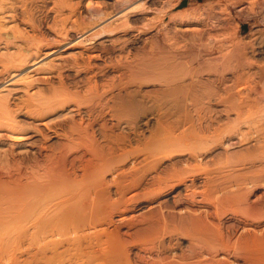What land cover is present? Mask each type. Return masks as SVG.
I'll return each instance as SVG.
<instances>
[{
	"label": "bare ground",
	"instance_id": "6f19581e",
	"mask_svg": "<svg viewBox=\"0 0 264 264\" xmlns=\"http://www.w3.org/2000/svg\"><path fill=\"white\" fill-rule=\"evenodd\" d=\"M129 2L131 0H0V71L5 75L3 78L22 75L26 80H23L24 83L27 82V85L24 84L27 92L23 90L26 98L21 95L23 100L19 98L21 100L15 103V109L10 108L8 91L5 94L8 99L0 94V133L7 135L12 143L25 142L30 132L41 133L38 128L25 127L23 122L26 121L20 120L19 115L40 121L46 130L54 133L56 129H64L62 155L59 153L64 168L73 166L77 161L83 162L79 178L62 166L64 171L59 175H51L55 169L53 167L51 173L45 174L51 166L47 162L41 163L43 167L37 166L38 157L43 150L46 151L45 145L29 146L30 151H35L34 155L31 152L24 155L14 153L11 147L1 155L0 161L3 162L0 163L13 164L15 169L8 167L7 172L0 169V264H133L124 241L131 235L122 232L120 226L125 221L130 222L129 226L126 222L128 228L138 223L157 225L159 228L152 242L159 250L173 253L172 256L175 255V247L189 238L190 254L183 252L176 257L184 260L193 258V264L221 263L217 259L219 256L222 259L238 256L244 263L259 264L261 250L257 234L252 232L250 238L239 235L233 239L229 232L224 234L219 224L220 215L229 211L233 220L240 222L244 230L248 226L257 228L259 215L264 212V192L260 195L256 193L261 182L264 183V95L257 92L256 79L245 75L247 73H244V64L241 63V68H234L230 78L221 68L218 72L215 70L212 76L201 77L202 72L198 70L202 64L221 67L227 59L232 58V50L225 52L220 46L221 50L218 51V45L215 53L207 51L204 54L201 50L203 54L199 55L202 52L196 51L199 54L194 53L193 59L192 53L189 54L193 62L190 67L193 75L191 72L187 75L190 69L186 60L183 62L185 54L173 50L172 45L168 50L160 48L167 47L165 45L158 46L160 49L156 50L166 51L161 55L153 50L154 46L149 48L146 44L144 46L149 49L145 50L144 41L141 54H138L139 51L134 53L130 43L137 38L129 42L128 36L125 38L120 32L126 34L135 28L136 19L132 14L136 10L130 13L127 10L129 6L115 12L118 11L117 3L127 6ZM92 4H98L100 8L90 12ZM189 9L191 11L192 8ZM200 10L199 5L194 6L193 18L191 13L185 12L194 23L193 27L183 26V30L200 38L205 32L209 37L211 31L207 29L212 30L210 24H206L209 16L203 18ZM180 11L176 12L178 17L181 16L179 13L184 14ZM186 16L185 20L188 18ZM210 19L214 18L210 15ZM149 20L142 22L146 25L151 22ZM155 20L158 23V19ZM181 20L184 22V19ZM141 24L137 25L139 28L136 26L138 35L145 34ZM147 26L150 29V25ZM168 26L164 29L169 30ZM179 27L176 23L173 25L175 37H178ZM156 31L157 35H154L159 38L161 31ZM167 34L163 37L167 38ZM219 37V41H211L215 44L224 39ZM154 39L148 42H154ZM182 40L186 42L188 39ZM163 41L167 42L165 39ZM176 42L179 43V39ZM185 42L181 43L186 48ZM235 42L231 43L235 45ZM200 43L198 48L201 47ZM211 43L209 41V46ZM176 45L174 48L178 47ZM258 49L261 51L262 48ZM59 55L65 56L54 60L53 57ZM238 55V62H241V58H247L244 50ZM49 57L51 59L43 62L42 70L47 77L57 80L59 88L44 86L51 91L55 89L47 97L42 94L46 89L43 86L40 85L43 90L33 88L31 74L33 76L37 70L35 62ZM203 73L206 72L203 70ZM7 80H0V87ZM250 94H255L260 100V109L257 100L254 101L259 110L250 108ZM230 115H234L232 120H229ZM106 118L113 120L115 128L121 126L125 136L122 135L120 142L111 144L109 139L115 132L107 131L106 125L96 127ZM164 122H174L176 126L169 130L162 126ZM187 123L193 129L179 132ZM253 128L254 136L251 137L249 134ZM97 136L106 141L101 144ZM252 138L254 148L260 150L254 156L249 153L251 147L248 146ZM234 139L236 142L232 143ZM234 145H238L237 150H233ZM243 148L246 152L242 151ZM58 161H54V164ZM217 163L222 165L210 167ZM35 167H42L45 176L27 171L28 168L38 169ZM114 196L116 198L112 200ZM165 202L193 207L192 213L186 212L193 220L195 229L191 235L186 233L187 238L178 230L169 229L168 214L163 210L158 211L157 217L149 214L133 222L136 206H139L136 207L138 211L155 204L161 208ZM201 207L208 212L205 211V215L194 214ZM207 218L219 221L208 240L203 235L206 224L203 227L200 224L201 220ZM186 250L188 248L183 251ZM164 260L155 263L171 264ZM136 261L137 264H149L138 253Z\"/></svg>",
	"mask_w": 264,
	"mask_h": 264
},
{
	"label": "rangeland",
	"instance_id": "374dc122",
	"mask_svg": "<svg viewBox=\"0 0 264 264\" xmlns=\"http://www.w3.org/2000/svg\"><path fill=\"white\" fill-rule=\"evenodd\" d=\"M170 1L174 4V3H177L176 5L174 4V6L173 7H168V5L169 4H167V3H170ZM178 0H135V1H133V0H131V3H130V5H129V3H127V6H123V5H120V4H118L117 3V10L118 11H115V12H119V11H122V10H124V8H129V6H130V10L129 9H127L130 13H133L135 10H136V12H134L133 14H132V17L133 18H135L136 19V24L137 25H139V24H141V22L142 21H148L149 19V21H151V22H148V23H146V25L144 24L145 22H142L143 23V25L142 26H144V28H143V33H145V34H139L138 35V32L136 31V28L138 27H140V26H137L136 24H134V25H136V26H134L135 28H133V29H131V30H129L126 34H124L123 32H120L121 33V35L122 36H124L125 38H126V35L128 36L127 38V40H129V42L132 40V38L133 39H138V37H139V39L137 40H132L131 42L132 43H130V47H131V49H132V51L134 52V53H136L135 51H137V53H138V51H139V53L138 54H141L140 52H142L141 50L145 47L144 45H146L147 47L149 46V48H150V46H154V47H152L153 48V50H156V48H158V49H160V48H163V49H169L170 48V45H172L173 46V50L175 49H177V50H179V51H181L183 54H185V59L183 60V62L186 60H188V62H186L185 61V63H188V68L190 69H187L186 70V72L188 73L187 75H189L190 74V72H191V75H193L192 73V68H190V67H192L193 66V62L191 63V60L193 59V54L194 53H196L197 54V56H198V52H196V51H203L204 52V54L207 52V53H209V52H217V49H218V47H219V49H218V51L219 50H224L225 52H227V51H229V52H234L231 56H232V58H229V59H227L226 60V62H224L223 63V65L221 64L220 66L221 67H214V66H208V65H204V64H202L201 66V69H199L198 71H200V73L202 74V76H201V74L197 71V74H199L201 77H208V75H210V76H212L213 74H215V70L217 71L218 69H220L221 68V70H223V72H224V74L225 73H227L226 75H227V77H231L232 76V74H233V72H234V68H236L237 70L239 69V67L241 68V66L244 64V66L242 67L243 69H244V73L246 72L247 74H245L246 76L247 75H251L252 76V78H254V79H256V82H257V92H259L260 94H262V95H264V0H180L179 2H177ZM249 1H251L252 3H250ZM261 1V2H260ZM167 2V3H166ZM260 2V4H258ZM172 3H170V5L172 4ZM91 4V3H90ZM96 4V3H95ZM95 4H92V6L89 8V10H90V12H94V11H96L98 8H100L99 6H98V4L97 5H95ZM131 4H133V5H131ZM144 4V5H143ZM191 4V5H190ZM194 4V5H193ZM116 5V4H115ZM114 5V6H115ZM118 5H120L119 7H121V8H119L118 7ZM143 5V6H142ZM169 5V6H170ZM193 5V6H192ZM198 5H199V7L202 9V11H201V13H203L204 15H202L203 16V18H207L208 16V18H207V20L206 21H208V22H206V24H210V26H211V28H212V30H209V29H207L208 31H211L210 32V36H213V35H215V37H216V35H218V36H220L219 38L220 39H223V40H221L220 42H215V44L213 43L214 41H211L212 39H214V38H212L211 40H209V37L206 35V33L204 32V34H203V37H199V36H197L196 37V35H194V34H191L190 33V31L189 32H187V31H185V33H184V30H183V26H184V28L185 27H193L192 25V23H194V21H192V18H193V16H192V13H193V8H194V6H195V8L196 7H198ZM261 5H263V7L261 6ZM123 6V7H122ZM188 6H191V7H188ZM98 7V8H97ZM132 7H134V10H133V8ZM145 9H144V8ZM162 7H163V10H162ZM165 7H166V9H165ZM186 7H187V10H186ZM115 8V7H114ZM132 8V9H131ZM147 8V9H146ZM189 8H192L191 9V11H190V9ZM140 9V10H139ZM181 10L180 12H182V13H184V14H181V13H179L181 16H179V17H182L181 19H184L183 21L184 22H181L182 20L178 17V14H176V12H178L179 10ZM183 9V10H182ZM185 9V10H184ZM156 10H157V12H156ZM159 10H160V13H159ZM172 11V13L170 14V12ZM175 11V12H174ZM184 11V12H183ZM188 11V14H190L191 16H192V18H191V16L190 15H188L187 13H185V12H187ZM190 11V12H189ZM158 14H156V13ZM169 12V13H168ZM138 13V14H137ZM166 15H165V14ZM87 14V13H86ZM156 14V15H155ZM160 14V15H159ZM169 14V15H168ZM172 14L173 15H175V16H177V17H175V16H172ZM185 14H187L188 16H186ZM139 15V16H138ZM210 15H211V18H214V19H210ZM84 16H85V13H84ZM87 16V15H86ZM130 16H131V14H130ZM141 16H143V17H141ZM145 16V17H144ZM157 16V17H156ZM159 16H161L160 17V19H159ZM167 16V17H166ZM169 16H170V18H169ZM171 16H172V18H171ZM184 16V17H183ZM185 16H186V18L188 19V20H190V22L186 19L185 20ZM190 16V17H189ZM207 16V17H206ZM154 17V18H153ZM173 17H175V18H173ZM131 18V17H130ZM139 18V19H138ZM153 18V19H152ZM177 18V19H176ZM178 18L180 19V20H178ZM191 18V19H190ZM215 18H218V19H215ZM141 19V20H140ZM146 19V20H145ZM148 19V20H147ZM155 19H158V23H157V20H155ZM166 19V20H165ZM168 19H169V21H168ZM172 19V20H171ZM174 19V20H173ZM212 21V20H214V21H210V20ZM219 19H220V21H219ZM138 20H139V22H138ZM159 20H160V23H159ZM216 20H218V21H216ZM141 21V22H140ZM153 21L155 22V26H153ZM166 21H167V23H168V25H170V28H169V26L166 24ZM171 21V22H170ZM178 21V22H177ZM186 21V22H185ZM163 24H162V23ZM164 22H165V26L167 27L168 26V29L169 30H166L167 28L164 26ZM172 22H173V25L176 23L177 24V28L179 27V25H181L179 28V31H178V33H177V36L178 37H175L176 36V33L174 32L175 30H173V25H172ZM182 24H181V23ZM216 24H215V23ZM178 23H179V25H178ZM186 23V24H185ZM150 25V29L149 28H147V27H149V26H147V25ZM190 24V25H189ZM211 24H215L214 26L213 25H211ZM158 25V26H157ZM219 25V26H218ZM142 26H141V28H142ZM147 26V27H146ZM152 26V27H151ZM160 26V27H159ZM171 26H172V28H171ZM176 26V25H175ZM146 27V28H145ZM156 27H158L157 29L159 30V31H161L160 29L162 28V33L160 32V37L159 38H157V36H155V35H157L155 32H157L156 30ZM215 27H219L220 28V32H218V29L219 28H215ZM160 28V29H159ZM164 28H166V29H164ZM181 28H182V31H183V33H182V31H181ZM215 28V29H214ZM135 29V30H134ZM148 29V30H147ZM156 29V30H155ZM172 29V30H171ZM206 29V28H205ZM146 30H147V34H146ZM164 30V31H163ZM172 31V32H167L168 34H171V33H174V34H172V35H168L167 33H166V31ZM215 30V31H214ZM150 31H152V32H154V33H152L151 34V32L149 33ZM181 31V32H180ZM136 32H137V34H136ZM217 32V33H216ZM182 33V34H181ZM187 33H189V35L190 36H194L193 38L192 37H190L189 35H186ZM155 34V35H154ZM165 34H167V36L168 37H171V36H173V37H171L170 38V40L169 41H167V38H164L165 37ZM212 34V35H211ZM221 34V35H220ZM134 35H138L137 37L136 36H134ZM144 35H146V36H144ZM148 35H150V36H148ZM151 35H153V36H151ZM162 35V36H161ZM205 35L207 36V37H205ZM131 36V37H130ZM142 36V37H141ZM164 36V37H163ZM181 38H180V37ZM187 37L186 39H188V40H186L184 37ZM218 36H217V38H218ZM129 37H130V39H129ZM147 39H145V38ZM150 37H151V39H150ZM154 37H155V39H154ZM188 37H190V38H188ZM201 39H199V38ZM141 38V39H140ZM149 38V39H148ZM152 38L154 39V42H148V40H152ZM162 38V39H161ZM175 38V43L177 44L178 42H176L178 39H179V43H178V45H176V44H174V42H173V39ZM176 38H178L177 40H176ZM205 38V39H204ZM214 39V40H217V41H219V39ZM105 38H102L101 40H104ZM142 39H143V41H142ZM158 39V40H157ZM159 39H161L160 40V42H159ZM166 40L167 42H165V41H163V40ZM181 39V40H180ZM182 39H184V40H186V42L185 41H183ZM190 39H194V41H195V43H197V44H195V43H193L194 41L192 40V42H191V40ZM196 39V40H195ZM202 42V43H200V41ZM227 39V40H226ZM105 40H107V39H105ZM204 40V41H203ZM229 40H232L231 42H235V45H237V46H239V47H237V46H235L233 43H231ZM237 40H239L238 42H237ZM135 41V42H134ZM142 41V42H141ZM144 41L146 42V43H144ZM153 41V40H152ZM156 41V42H155ZM170 41H172V43L171 44H169V45H166L168 42L170 43ZM183 43V42H185V44H186V48H185V46L181 43V42ZM197 41H199V42H197ZM206 41H208V42H206ZM209 41H210V43H211V46H213L212 44H214V46L213 47H211V46H209L210 44H209ZM222 41H223V43H222ZM228 41H229V43H228ZM148 42V43H147ZM161 42H163L162 44H160ZM187 42H189V45L187 44ZM204 42V43H203ZM206 42V43H205ZM226 42V43H225ZM136 43H138V44H136ZM142 43H144L143 44V46H142ZM150 43H151V45H150ZM153 43V44H152ZM158 43H159V45H158ZM191 43H192V45H191ZM201 44V47L203 48H198V46H200V45H198V44ZM237 43V44H236ZM149 44V45H148ZM155 44L157 45V47H155ZM174 44V45H173ZM179 44H181L182 45V47H180L179 46ZM204 44V45H203ZM205 44H207V45H205ZM221 44V45H220ZM229 46H228V45ZM231 44H233V45H231ZM133 45V46H132ZM137 45H138V47H137ZM140 45V46H139ZM161 45H165V46H167V47H163V46H161ZM178 46V47H175L174 48V46ZM203 45V46H202ZM218 45V47L217 48H215L216 46ZM160 48H159V47ZM184 46V47H183ZM188 46V47H187ZM195 46V47H194ZM204 46H205V48H204ZM207 46V47H206ZM208 46H209V48H208ZM220 46H221V49H220ZM223 46V47H222ZM233 47V49H232V47ZM236 47V49L237 50H244L246 53H247V58L246 59H243V58H241V62H238L237 60H236V58H238L239 57V55H238V52H240V51H237L236 49H235V47ZM140 47V48H139ZM143 47V48H142ZM147 47H145L144 49L146 50V48ZM194 47V48H193ZM136 50H135V49ZM149 48H147V50L149 49ZM182 50H181V49ZM187 48H189V49H187ZM208 48V49H207ZM211 48H213L212 50H211ZM239 48V49H238ZM258 48H262L261 49V51L258 49ZM140 49V50H139ZM156 50L155 52L157 53V54H159V52L161 53V55H162V53H164V52H166L165 50ZM167 49V50H168ZM186 49V50H185ZM193 51H192V50ZM232 50V51H230V50ZM171 50V49H170ZM183 50H184V52H183ZM210 50V51H209ZM163 51V52H162ZM189 51H191V52H188ZM195 51V52H194ZM201 51V52H202ZM185 52H187V53H185ZM203 52L202 53H200L199 55H201V54H203ZM136 53V54H137ZM190 53H192V59L189 57V54ZM188 54V55H187ZM195 54V55H196ZM236 54H237V56H236ZM160 55V56H161ZM234 55V56H233ZM63 56H65V55H59V56H57V57H53L54 58V60H58V59H60V57L62 58ZM184 56V55H183ZM186 57L188 58V59H186ZM55 58H57V59H55ZM190 58V59H189ZM49 59H51V57H49V58H47V59H42V61L40 60L39 61V63H36L35 62V64H36V71L35 72H33V76H32V74H31V77H32V84H34L33 85V88H35V90H37V88L39 87L40 89H42L43 90V87L44 86H46V87H48L49 85H51V86H49V87H52V86H54L55 88L57 87V89L59 88L58 87V82H57V80L56 79H51V77H47V74L46 73H43V72H45V71H43L44 69H43V66H42V64H43V62H45V61H48ZM234 59V60H233ZM230 61V62H229ZM234 61V62H233ZM236 61V62H235ZM244 61V62H243ZM232 62V63H231ZM190 63V64H189ZM235 65H234V64ZM239 63H241V64H239ZM228 64H232V66L231 65H228ZM238 64V65H237ZM190 65V66H189ZM192 65V66H191ZM204 65V66H203ZM226 65V66H225ZM208 66V67H207ZM225 66V67H224ZM229 66V67H228ZM235 66H237V67H235ZM239 66V67H238ZM204 67V68H203ZM207 67V68H206ZM233 67V68H232ZM209 68V69H208ZM43 69V70H42ZM208 69V70H207ZM235 69V70H236ZM170 70V69H169ZM203 70H204V72H206L205 74L203 73ZM211 70V71H210ZM230 70V71H229ZM232 70V71H231ZM227 71H229V72H227ZM218 72V71H217ZM34 73H36V75L34 74ZM231 73V74H230ZM204 74V75H203ZM190 75V76H191ZM207 75V76H206ZM3 76H5V75H3L2 73H1V71H0V80H2L1 82H4L5 80H7L5 83H3L2 84V86L0 87V91L2 90V91H4V92H0V94L1 95H3V96H5V94H6V92H7V96H9L8 98H9V102H10V105L12 106V107H10L11 109L13 108V109H15L14 107H15V103H17L19 100H21V99H19V98H22L23 96V98H26V96H25V94H26V90H24V89H26V86L25 85H27V82L26 83H24V81L23 80H25V79H23L22 78V75H15V76H13V77H9V78H3ZM30 76V75H29ZM205 77H204V79H205ZM34 78L36 79V80H34ZM186 78H189V76L188 77H186ZM29 79H30V77H29ZM44 79H48V80H44ZM31 80V79H30ZM38 80V81H37ZM26 81V80H25ZM54 82H57L56 84H57V86H56V84H54ZM25 84V85H24ZM230 84V83H229ZM25 86V87H23V86ZM37 85H39V86H37ZM43 86V87H41V86ZM37 86V87H36ZM23 87V88H22ZM32 87V86H31ZM30 87V89H32ZM46 87H44V89L46 88ZM49 88H46L45 89V91H44V93H42L44 96H50L51 95V93L50 92H52L53 93V91L55 90H53V88H52V91L49 89ZM26 91L25 93H24V91ZM49 91V92H48ZM3 93V94H2ZM8 93H9V95H8ZM24 93V94H23ZM29 94V93H28ZM0 95V96H1ZM21 95H23V96H21ZM252 95V96H251ZM7 96H5L6 98H7ZM7 98V99H8ZM23 98H22V100H23ZM249 100H250V108H252V110L253 111H256V110H259L260 109V107H261V104L259 103L260 102V100L257 98V97H255V94H250V96H249ZM257 100V102L259 103H257L258 104V107H259V109L257 108V105H256V103L254 102V101H256ZM14 102V103H13ZM12 103L14 104V105H12ZM216 110V109H215ZM19 117V119L20 120H24V121H26V122H23L25 125V127H27V128H29V129H32V128H38L40 131H41V133L40 132H30V134H28L27 135V138H26V140H25V142H23V143H12V141L8 138V137H6L5 136V134H3V133H0V157H1V155L3 156V154L11 147V148H13L14 149V153H19L20 155H24V154H28V152H31L32 153V155H34L35 154V151L34 150H32V151H30V148H29V146H31L32 144H33V146H34V148L35 147H40V146H42V145H45L46 146V151L45 150H43V152H42V154H41V156H39L38 157V161H37V163H39L37 166L39 167L40 165H41V163L43 162V163H46L47 162V165L49 164L51 167H48L49 168V170L50 171H45L44 173L46 174V173H51L52 171H51V169H52V167L53 168H55V169H57V170H59V173H58V171L56 170L55 171V169H53V172H55V173H53L52 172V174L51 175H53V174H56V175H59L60 173H63L62 171H64V166H63V161H60V160H63V159H61L62 158V156H60L59 155V153L62 151V144L64 143L63 141H65V139H64V129L63 130H61V129H56L55 131V133L52 131V130H46L45 128H44V126L40 123V121H38V120H33V119H28V118H26V117H24L23 115H19L18 116ZM234 118V115H230V119L229 120H232ZM48 120L46 119V122H47ZM105 122V123H104ZM225 122V121H224ZM48 124H50V122H47ZM102 123H103V125H102ZM114 124L115 123H113V120H111V119H109V118H106V120L104 121V120H102V122H99V123H97V125H96V127L97 126H105L106 125V128H110L109 130L107 129V131H110V130H112V131H114L113 133H114V135L111 137V139H109L110 141H111V144H114V142L116 143L117 141H121V139L123 138L122 137V135H124L125 136V134H124V132H123V130H122V128H121V126L120 127H116L115 128V126H114ZM260 124V123H259ZM189 125L190 124H186V125H183V127H181L180 129H179V132L180 131H182V130H184V129H187V130H185V131H190V130H192L193 128L192 127H189ZM162 126H164L165 128H167V129H169V130H173L174 128H175V126H176V123H174V122H164V123H162ZM144 127V126H143ZM189 127V128H188ZM113 128H115L114 130H113ZM120 128V129H119ZM119 130V131H118ZM122 130V131H121ZM120 131H121V133H120ZM254 131H255V129L253 128V129H251V132H250V134H249V136H254ZM145 132V131H144ZM172 132H174V131H172ZM178 132V131H177ZM123 133V134H122ZM146 133V132H145ZM117 134V135H116ZM118 134H121V135H118ZM43 135V136H42ZM120 136H121V138H120ZM98 137V136H97ZM96 137V139H97V141L98 142H100L101 144H103V142H105L104 141V139H102L101 138V140H100V138L98 137L97 138ZM114 137V138H113ZM116 137V138H115ZM118 137H119V139H118ZM117 139V140H116ZM235 140V139H234ZM254 140H253V138L251 139V140H249L248 141V146L249 147H251V149H250V151H249V153H251L252 154V156H254V155H256V154H259V149L257 148V147H255L254 148V146L253 145H255L254 143L255 142H253ZM113 142V143H112ZM230 142H232V141H230ZM234 142H236V140L235 141H233L232 143H234ZM235 147H234V149L233 150H237L238 149V145H234ZM29 148V149H28ZM242 149V148H241ZM243 152H246V149H244L243 148V150H242ZM26 152V153H25ZM33 152H34V154H33ZM61 155H62V152L60 153ZM64 156V155H63ZM58 157V158H57ZM59 157H61V158H59ZM55 158H57V159H55ZM48 159H49V161H50V159H51V161L53 162V164H54V161H58V159H59V161L61 162H59V163H57V162H55V164L54 165H52V162L50 161V163H49V161H48ZM64 159H65V156H64ZM47 160V161H46ZM1 162V161H0ZM3 162V161H2ZM1 162V163H2ZM18 162V161H17ZM0 163V169L1 170H3V172H7L8 170H7V168L8 169H10L11 167V170H14L13 169V164H9V163H3V164H1ZM56 163L57 164H62V165H56ZM83 164V162L81 161L80 163L77 161V162H75L74 163V165L73 166H71V165H69L68 166V168H66L67 169V171H68V169L71 171V173L73 174L74 173V175L76 176V177H79L80 178V176H81V174H82V164ZM220 164V165H219ZM221 166L222 165V163H217V164H212L210 167H217V166ZM42 167H43V164L41 165ZM57 166V167H56ZM59 166V167H58ZM60 166H62L64 169H62V167H60ZM15 167V166H14ZM38 167H35V168H38ZM38 168V169H34L33 170V168H28L29 170H27L28 172H34V174L36 173V175L37 174H39L38 176H45V174L43 173V168ZM67 167V166H66ZM60 168V169H59ZM31 169V170H30ZM65 169V170H66ZM5 170V171H4ZM61 171V172H60ZM70 171H68V172H70ZM38 172V173H37ZM57 172V173H56ZM66 172V171H65ZM41 173V174H40ZM43 173V174H42ZM107 179H109V176H107ZM264 182V181H263ZM261 184H264V183H262L261 182ZM260 184V186H259V188H258V190H257V195H260V194H263V192H264V185H261ZM114 198H116L115 196L113 197V199L112 200H114ZM264 202V197H263V201H262V203ZM264 204V203H263ZM156 205V204H155ZM154 205V206H155ZM150 207V208H144V209H142V210H139L138 211V209H136V207L137 208H139V206H136L135 207V210L137 211L134 215H135V217H134V219H133V222H136V221H138V220H140L141 218H143V217H146L147 215L149 216V214L150 215H154L155 217H157V214H158V211L159 210H163V212L164 213H166V214H168L167 215V217H166V219H167V223H168V225H169V229H173V230H178L180 233H182V236H185V238H187L186 237V233L187 234H192L193 233V231H194V223H193V220L189 217V216H187V212L189 211V212H193L192 210H193V207L192 208H190V207H188L186 204H181V205H178V206H174L173 204H172V202H165L164 204H162V206H161V208H160V205L158 206V205H156L155 207ZM160 208V209H159ZM163 208V209H162ZM200 209V208H199ZM187 211V212H186ZM205 211L206 212H208L207 211V209H205L204 208V210H203V207H201V209L199 210V212L197 213V212H195L194 211V214L196 213V215H198L199 213L200 214H202V213H204V214H202V215H205L206 213H205ZM221 214V213H220ZM264 215V212H263V214H261V216L259 215V221H258V227L257 228H253V226H250L251 228H246L245 230L241 227V223L239 222V223H237L236 222V220H233V218H232V216H231V214H230V212L229 211H226L225 213H222L221 215H220V219H221V224H219L218 222V220L217 219H210V218H207V219H205V221H203V220H201L200 221V224H201V226L203 227V224H206V228H203V235H204V237H206V239L208 240V239H211V237H212V235H213V233H214V230H215V226H217L218 224L219 225H221V227H222V230H223V232H224V234L225 235H227L228 234V232L231 234V236H233V239H236L237 237H240L239 235H241V236H246L247 238H250V234H252V232H255L256 234H257V237H259L258 238V243H259V248H260V250H261V254L259 253V264H264V217H262ZM231 216V218H229ZM256 219V220H257ZM126 222H127V225L129 226V224H130V222H128V221H125V224H124V222H122L123 224L122 225H124V226H122L121 224H120V226H121V230H122V232L124 231V232H127V233H129L130 235H131V237H129V238H124V241H125V243H126V249H128V254H129V256H130V259H131V262L133 263V264H137V261H136V256H137V253L138 254H141L144 258H145V260H147V262L149 263V264H157V263H155V262H157V261H160L161 259L163 260V258L166 260V262H171V264H193V258L191 259H189L188 260V258L187 259H180V257H176V256H181L180 254H183V252L185 253V255H187L188 253H189V247L188 246H190L189 245V243H188V239L189 238H187V239H185V241H183V243L181 244V245H179V247L177 246V247H175V258H177V259H175V258H173L174 256H172V254L173 253H169V252H164V251H161V250H159L158 248H157V245L154 243V242H152V239L154 238V234H155V232H156V230L159 228L157 225H147V224H143V223H138V224H135V225H130L131 227H127V225H126ZM218 223V224H217ZM260 223V224H259ZM242 229V230H241ZM244 230V231H243ZM249 232V233H248ZM244 233V234H243ZM248 233V234H247ZM248 235V236H247ZM188 236V235H187ZM236 237V238H235ZM186 243V244H185ZM181 246V247H180ZM185 246V247H184ZM178 248V249H177ZM181 248V249H180ZM186 248H188V250H186V251H183V250H185ZM177 249V250H176ZM180 250V251H179ZM182 252V253H181ZM187 252V253H186ZM161 253V254H160ZM176 253H177V255H176ZM190 254V253H189ZM188 254V255H189ZM171 255V256H170ZM238 257V256H237ZM234 258V257H231L230 256V258H225V259H222V258H220V256L219 257H217V259H219L220 260V262L221 263H218V261L217 262H213V264H247L248 262H246V263H244V262H242V261H244V260H242L241 258ZM234 258V259H233ZM172 259V261H170ZM216 259V260H217ZM165 260L163 261V262H165ZM168 260V261H167ZM187 260V261H186ZM224 260H227V262H225ZM231 260V261H230ZM233 260V261H232ZM173 261H174V263H173ZM228 261H230V262H228ZM260 261H262V262H260Z\"/></svg>",
	"mask_w": 264,
	"mask_h": 264
}]
</instances>
